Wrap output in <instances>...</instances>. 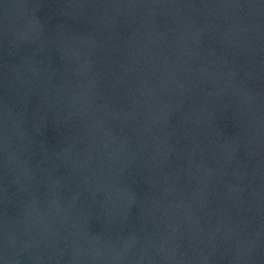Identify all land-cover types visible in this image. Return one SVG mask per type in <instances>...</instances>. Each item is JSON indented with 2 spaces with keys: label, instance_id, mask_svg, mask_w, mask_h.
I'll use <instances>...</instances> for the list:
<instances>
[{
  "label": "water",
  "instance_id": "95a60500",
  "mask_svg": "<svg viewBox=\"0 0 264 264\" xmlns=\"http://www.w3.org/2000/svg\"><path fill=\"white\" fill-rule=\"evenodd\" d=\"M0 264H264V119L0 0Z\"/></svg>",
  "mask_w": 264,
  "mask_h": 264
}]
</instances>
